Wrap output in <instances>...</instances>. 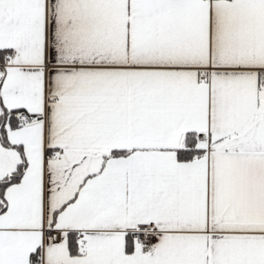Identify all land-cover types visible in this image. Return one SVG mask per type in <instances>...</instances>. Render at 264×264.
I'll list each match as a JSON object with an SVG mask.
<instances>
[{"label":"snow or ice","instance_id":"6c2138e0","mask_svg":"<svg viewBox=\"0 0 264 264\" xmlns=\"http://www.w3.org/2000/svg\"><path fill=\"white\" fill-rule=\"evenodd\" d=\"M0 264H264V0H0Z\"/></svg>","mask_w":264,"mask_h":264}]
</instances>
